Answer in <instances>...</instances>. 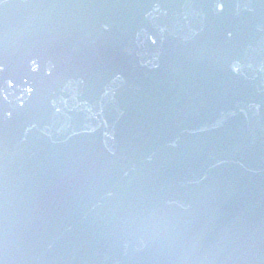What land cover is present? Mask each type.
<instances>
[{
	"label": "water",
	"instance_id": "95a60500",
	"mask_svg": "<svg viewBox=\"0 0 264 264\" xmlns=\"http://www.w3.org/2000/svg\"><path fill=\"white\" fill-rule=\"evenodd\" d=\"M0 264H264V0H0Z\"/></svg>",
	"mask_w": 264,
	"mask_h": 264
}]
</instances>
